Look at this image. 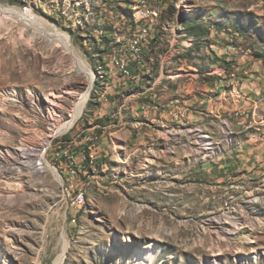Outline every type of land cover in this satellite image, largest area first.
<instances>
[{
    "label": "rangeland",
    "instance_id": "rangeland-1",
    "mask_svg": "<svg viewBox=\"0 0 264 264\" xmlns=\"http://www.w3.org/2000/svg\"><path fill=\"white\" fill-rule=\"evenodd\" d=\"M152 4L0 0L37 18L0 14V264H264V0H158L137 44Z\"/></svg>",
    "mask_w": 264,
    "mask_h": 264
},
{
    "label": "bare ground",
    "instance_id": "bare-ground-1",
    "mask_svg": "<svg viewBox=\"0 0 264 264\" xmlns=\"http://www.w3.org/2000/svg\"><path fill=\"white\" fill-rule=\"evenodd\" d=\"M152 3L153 4L151 6H146L144 9L141 10V16H144V21L147 22V32H151L152 29H155L156 24L160 21V18H161V9H160V5H158V0H152ZM151 13H157V22H156V19H153V15ZM0 14L8 15V16H11V17L23 18V19H27L29 21H31L33 19H37L32 14H30V15L29 14H25L24 12H22L16 6H2V5H0ZM171 25L172 24H170V26ZM134 34L136 36H138L137 38H135L136 39L135 41H136L137 44H139V43L144 41V33L142 32L140 27L138 28L137 32L134 33ZM188 39L189 40L191 39V41H192V39H194V38H188ZM66 44L68 45V47H71L69 41ZM192 44H194V43H192ZM73 52H74V55L76 56V60L77 61L82 59L78 53H75L74 50H73ZM112 62H113V66L118 68L120 71H127V64H129V62L125 58H123V57H120V58L114 57L112 59ZM81 64H83V63H81ZM89 71L91 72V70H89ZM90 75H91L90 88L88 89V91H86L84 94H82L81 96L77 97L74 100L73 105L71 107L72 119L70 121H68L67 123L63 124L60 127V130L61 129H67L69 126L73 125L74 121L78 118L80 113L84 110L88 100L90 99L91 90H92V87H93L94 81H95V78H94L95 75H93L92 73H90ZM138 80H140V75H138L137 73H134V76L130 77V81L131 82H137ZM50 101L55 103L56 105H58L57 104L58 102L55 99H53V100L50 99ZM49 110H50V112L48 114V118L50 120L55 121L56 116L59 113L58 106H51L49 108ZM48 136H50V135H48ZM201 137H205V136L202 135ZM42 146H44V145H42ZM39 148H40L39 147V142L33 141V143H31V148H28V155L29 156H33V158H34V156L35 157L36 156H40L41 154L39 153V150H40ZM43 156H44V154H43ZM29 161H33V160H29ZM48 164H49V167L51 168L52 172L59 179V181H62V178L59 176L57 169L54 166H51L50 163H48ZM26 167H28V166H26ZM39 171H37V172H39ZM33 176H34V174H33ZM78 202L80 204H84L86 202L85 193L81 192V195L79 196ZM69 243L70 242H69L68 238L66 237V244H65V247H64V253L60 255V257L58 258L56 264L61 263V261L63 260L64 255H65V253L68 250ZM159 252H160V246L156 245V244L143 246L140 249H136L135 250L134 263L133 264H153Z\"/></svg>",
    "mask_w": 264,
    "mask_h": 264
},
{
    "label": "built area",
    "instance_id": "built-area-1",
    "mask_svg": "<svg viewBox=\"0 0 264 264\" xmlns=\"http://www.w3.org/2000/svg\"><path fill=\"white\" fill-rule=\"evenodd\" d=\"M153 15V19H156L157 22V13H151ZM139 27L141 28L142 32L144 33V42L149 43V38L151 36V32H147V22L144 21V16H139ZM113 65V62H112ZM116 68V67H115ZM117 74H120V76L126 80H130L131 76H134V72L131 69V65L127 64V71H120L118 68H116ZM74 173V171H73ZM68 190H78V193L75 197L74 205H78L79 196L81 195L82 189L78 188V186L72 182L71 184L67 185Z\"/></svg>",
    "mask_w": 264,
    "mask_h": 264
},
{
    "label": "trees",
    "instance_id": "trees-1",
    "mask_svg": "<svg viewBox=\"0 0 264 264\" xmlns=\"http://www.w3.org/2000/svg\"><path fill=\"white\" fill-rule=\"evenodd\" d=\"M15 1L16 0H9L10 3H14ZM194 22H192V25H191L192 27L190 28V32H192V31H193V33H199V32H201L202 31V28H204V27H202V25H200V24H194ZM203 31H205V30H203ZM206 32L207 33H210V29H206Z\"/></svg>",
    "mask_w": 264,
    "mask_h": 264
},
{
    "label": "crops",
    "instance_id": "crops-1",
    "mask_svg": "<svg viewBox=\"0 0 264 264\" xmlns=\"http://www.w3.org/2000/svg\"><path fill=\"white\" fill-rule=\"evenodd\" d=\"M234 75V74H233ZM119 80H120V78H119ZM141 80H138L137 82H131L132 84H136V83H138V82H140ZM115 83V82H114ZM114 87H117V85H116V83L114 84ZM111 94V93H110ZM111 95H109V97H107V101H113V98L112 97H110ZM111 104H116V100H114ZM107 111H108V113L110 114L112 111H113V107L111 108L110 106H108V104H107Z\"/></svg>",
    "mask_w": 264,
    "mask_h": 264
}]
</instances>
